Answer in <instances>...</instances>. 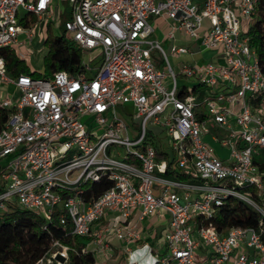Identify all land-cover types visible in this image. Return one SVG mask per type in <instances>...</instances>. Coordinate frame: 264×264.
Segmentation results:
<instances>
[{"label":"built area","instance_id":"obj_1","mask_svg":"<svg viewBox=\"0 0 264 264\" xmlns=\"http://www.w3.org/2000/svg\"><path fill=\"white\" fill-rule=\"evenodd\" d=\"M56 1L0 0V47L25 59V46ZM66 1L64 32L81 53L91 52L87 61L48 77H11L0 54V106L8 109L0 127V210L16 204L48 222L59 207L60 221L84 240L81 251L100 263L125 255L128 264H141L130 244L142 239L143 221L162 212L166 226L153 264H264V239L255 228L220 232L202 223L229 196L264 214V168L253 155L264 148V72L242 26L257 0ZM31 15L36 21L24 24ZM158 15L170 21L167 38L182 31L213 59L174 68L152 36L151 17ZM168 52L193 50L172 43ZM127 103L135 138L117 110ZM152 131L162 140L154 141ZM155 143L173 153L189 180L166 176ZM103 174L112 185L96 199L85 200L81 189L63 194ZM110 236L122 246L113 248ZM69 248L56 240L34 264H65Z\"/></svg>","mask_w":264,"mask_h":264},{"label":"trees","instance_id":"obj_2","mask_svg":"<svg viewBox=\"0 0 264 264\" xmlns=\"http://www.w3.org/2000/svg\"><path fill=\"white\" fill-rule=\"evenodd\" d=\"M70 13V8L63 11V21L60 24V28L63 29L62 33L52 35L49 26L47 27V35L44 38L47 52L43 57V72L30 69L12 47H0V54L4 57L7 73L11 77L20 73L48 77L57 69L74 71L78 68L82 57L81 48L64 32V23L70 17ZM35 21L36 17L31 15L29 20H24V24ZM249 21L245 33L249 38V44L256 51L258 63L264 72V0L255 2L254 12ZM7 114L8 109L0 106V127L4 124ZM155 146L158 156L167 160L166 176L183 180L190 179L187 173L176 167L173 153L163 150L159 143H155ZM257 162L261 168H264V159H258ZM110 185H112V180L108 175L103 174L98 180H80L78 183L71 184L63 194L81 189V196L91 201ZM61 211L57 207L52 218L47 222L39 212L22 208L16 204H8L5 209L0 210V264H34L38 258L52 248L56 240L70 247L65 264H96L91 251H81L84 240L71 233L69 223L64 224L60 221ZM202 223H211L220 232L233 226H250L255 228L264 239V214L236 196L227 197L222 204L216 206L212 216L203 219Z\"/></svg>","mask_w":264,"mask_h":264},{"label":"rangeland","instance_id":"obj_3","mask_svg":"<svg viewBox=\"0 0 264 264\" xmlns=\"http://www.w3.org/2000/svg\"><path fill=\"white\" fill-rule=\"evenodd\" d=\"M68 8H70V7H69L66 0H57L56 3H54L52 5V13H51L50 18H46V19L40 20L38 22L34 36L30 40V42L25 46L26 55H25L24 61L29 66L30 69L35 70L37 72H43V57H44L45 53L47 52V45L44 43V38L47 35V27L49 26V31L52 35L62 33L63 29L60 28V24L63 21L62 14H63V11L66 9L68 10ZM48 21H49V23L47 24L46 22H48ZM249 22H250L249 19H246L242 22V26L244 29H246ZM164 24H165L164 26L168 25L167 28L169 27L168 21H165ZM158 27L160 28L161 26H158ZM180 34L182 35V31L176 32L177 40L173 41V42L172 41L170 42V40L169 41L168 40H166V41L161 40V43H162L165 51L168 53V59L170 61V64L174 68L179 67L183 62L184 63L192 62L193 58H195L197 61L201 62L203 60V58H206L207 54L210 53L209 51L208 52L206 51L205 54L182 53L178 56L170 54L168 52V50H169V46L172 43H174V42L180 43L183 40H185L186 38L187 39L189 38L188 36L180 37L179 36ZM179 37L183 38V39H179ZM19 38L20 39L24 38V34H20ZM81 54H82V59L85 61H87L88 58L90 56H92V54L89 50H84ZM97 59H100V56H97ZM178 81H179V83H181V81H184V80H181L179 78ZM124 106H125V108H123V110L120 109L119 106L117 107L118 114L122 117V119L125 121V123L129 126V132H130L131 137L135 138L137 136L138 132H137L136 128L134 127L135 126L134 124L136 123L137 120H135V118H133V114H132L133 108H132L131 104H129V103L125 104ZM148 129L150 130L149 127H148ZM211 131L212 132L215 131V129L212 126H211ZM152 132L154 135V138H153L154 141H161L162 140V138H161L162 133L161 132H157V133H155L154 131H152ZM97 133H98V135H100L101 129L100 130L98 129ZM204 139L208 140L212 144V146L216 149V152L218 153V155L220 157H227L228 156L229 150L226 147H221L219 142H216V141L210 139L209 136H205ZM120 149H121L122 154H124L125 149L123 147H120ZM255 149H256V151L253 154L254 158L261 159L262 157H264V148L256 146ZM74 151L75 150H73L72 152H68L66 157L73 155L75 153ZM73 176H74V174H72V177ZM150 232H151L150 240H153V241L158 240V239L160 240L162 233H163V229H161L160 227L156 228V232L160 233V235L157 236L158 238L157 237L155 238L154 236H152V233H153L152 230H150ZM109 239H110V242H111V245L113 246V248L118 247L117 246L119 243L118 240L113 239V237H111V236L109 237ZM200 251H203V249L196 250L197 256L199 255ZM140 252H141L142 258L147 262V264H153L154 263L155 258L151 255V251L149 250V248L147 246L142 247L140 249ZM123 259H124L123 256L119 257L117 260L114 257H112V258L107 259L105 262H101V263L96 262V264H114V262L116 263V262L122 261ZM119 264H128V262L126 260V261H123L122 263H119Z\"/></svg>","mask_w":264,"mask_h":264},{"label":"crops","instance_id":"obj_4","mask_svg":"<svg viewBox=\"0 0 264 264\" xmlns=\"http://www.w3.org/2000/svg\"><path fill=\"white\" fill-rule=\"evenodd\" d=\"M165 21H168L170 23V21L168 19L164 18L161 15L151 17V22L154 26V31H153L152 36L155 39L159 40L160 42H161V40L162 41H166V40L169 41L170 40V42L176 41L177 40L176 33H175L174 39L167 38L166 34H167L169 27L167 28L168 25L164 26ZM158 26H161V27L159 28ZM179 36L184 37L182 35H179ZM180 37H179V39H183ZM174 43H176V42H174ZM176 44H184V45L188 46L191 50H193V53H190V54H196V53L205 54L206 51L207 52L209 51L210 53L207 54L206 58L207 59H213V51L212 50L207 49V50H203L201 52L197 51V43L190 38H188V39L186 38L182 42L176 43ZM206 58H203V59H206ZM195 60L196 59L193 58L192 62ZM166 220H167V214L162 213V212H155L145 219V221L142 223V239L138 242H134V243L130 244L131 248L133 249V256L132 257H136V258H134L135 260H137L141 264H147V262L142 258L140 249L142 247L147 246L149 248V250L151 251V255H152V252H155V250L158 248L157 246H158L159 239L155 240V241L150 240V237H151L150 236V234H151L150 230H152V232H153L152 236H154L156 238L157 236L160 235V233L156 232V228L160 227L161 229H164L166 226ZM145 244H147V245L145 246ZM117 246H122V243L119 242ZM123 257H124V259L122 261H119L116 263L114 262V264H117V263L119 264V263H122L123 261H126L125 255H123ZM115 259L117 260L118 258H115Z\"/></svg>","mask_w":264,"mask_h":264}]
</instances>
